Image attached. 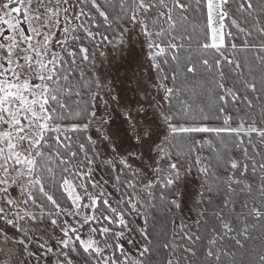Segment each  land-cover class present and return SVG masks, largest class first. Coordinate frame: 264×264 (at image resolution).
I'll return each mask as SVG.
<instances>
[{
  "label": "snow or ice",
  "instance_id": "snow-or-ice-1",
  "mask_svg": "<svg viewBox=\"0 0 264 264\" xmlns=\"http://www.w3.org/2000/svg\"><path fill=\"white\" fill-rule=\"evenodd\" d=\"M262 94L264 0H0V264H264Z\"/></svg>",
  "mask_w": 264,
  "mask_h": 264
},
{
  "label": "trees",
  "instance_id": "trees-1",
  "mask_svg": "<svg viewBox=\"0 0 264 264\" xmlns=\"http://www.w3.org/2000/svg\"><path fill=\"white\" fill-rule=\"evenodd\" d=\"M189 31H191V28H189ZM255 35V34H254ZM191 48H192V52H191V56H192V60L194 63H196V66L198 68V73H197V78H201V77H204V78H207V79H211V75L209 73H206L204 71V69L202 68V66L199 65V56H200V52L197 51V45H196V36L194 35L193 36V41H192V44H191ZM241 57H243V53L241 54ZM225 71L226 72H230V69H228L227 67L225 68ZM257 79L259 80V74H257ZM229 83H231V80H229ZM264 95V94H262ZM257 107L255 109V113H256V116H257V120H259V113H260V107H261V101H257ZM241 107H244L243 105H241ZM215 143L217 145H219L220 147V150L223 152L225 150V148H227L229 151H228V154L231 155L232 154V143H231V140L230 139H227L225 141L224 144H219V139L216 138V141ZM255 149H259V151L261 153H264V145H261L259 140H255L254 141V145L253 147H250L249 148V153L250 154H255ZM193 155H195V153H193ZM203 155L205 156H211L213 155V153H211L207 147H205L204 151H203ZM236 155H240L239 151L237 150L236 151ZM262 157L261 156H256V160H261ZM219 174L221 176H223L225 174V170L223 168V165H221L220 167V170H219ZM249 179H252L254 181V184H253V191L251 192V194L247 193V192H244V193H241V192H236L233 195V199L237 201V207H239V204L241 201H246L249 203V205H251L253 202H255L257 205L260 204V193L256 190L259 186V181L255 180L253 177H251V173L249 175ZM245 183H247V181H245ZM221 194L223 196H226L227 193H224L223 192V185H221ZM171 227V226H169ZM164 242V239L163 237H160L158 243L159 245H162ZM257 249L259 248L260 246V241L257 240L254 242ZM169 256V253L163 249V247H158L156 250H155V255H154V258H153V261H152V264H163V262L165 261V259Z\"/></svg>",
  "mask_w": 264,
  "mask_h": 264
},
{
  "label": "rangeland",
  "instance_id": "rangeland-1",
  "mask_svg": "<svg viewBox=\"0 0 264 264\" xmlns=\"http://www.w3.org/2000/svg\"><path fill=\"white\" fill-rule=\"evenodd\" d=\"M123 56H124V59H125V60L128 59V55H127V53H124ZM119 62H120L119 59H117V60L114 61V63H116V64H118Z\"/></svg>",
  "mask_w": 264,
  "mask_h": 264
}]
</instances>
